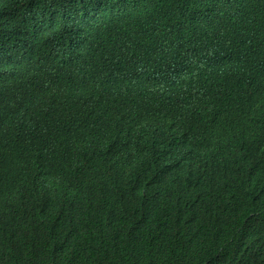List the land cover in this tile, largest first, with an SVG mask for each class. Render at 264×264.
<instances>
[{"label": "trees", "instance_id": "obj_1", "mask_svg": "<svg viewBox=\"0 0 264 264\" xmlns=\"http://www.w3.org/2000/svg\"><path fill=\"white\" fill-rule=\"evenodd\" d=\"M47 7L53 0H43ZM88 2L90 0H73ZM210 0H150L149 5L172 10L171 26L163 32L159 64L150 79L139 78L134 86L157 101L160 89L177 83H192L209 69L196 54H212L215 49L195 31ZM9 0H0L5 17ZM15 11L19 8L15 5ZM143 0L130 11L133 22L143 24ZM20 18V16H19ZM55 24L49 10L45 30ZM184 32V36L182 33ZM249 48L264 50L262 37L247 34ZM132 39L131 33L126 37ZM231 42L215 51L225 52ZM46 53L43 41L24 48L22 40L6 34L0 39V79L27 78L16 90L21 99L0 103V264H264V122L250 141H239L208 152H182L162 160L142 161L143 168L130 171L121 165L111 182L90 184L77 179V193L99 195L107 205L105 221L95 227L79 226L65 214L59 201L45 200L48 171L66 169L78 177L84 171L71 164L64 141L72 131L61 115L45 117L43 101L55 97L81 100L86 96L84 80L93 72L100 78L84 111L103 108L107 126L97 134L103 145L129 148L128 129L140 111L125 112L109 96L114 82L136 74V63L120 66L113 55L97 60L51 64L41 76L25 65L27 60ZM64 67L61 68V65ZM124 67V68H123ZM12 87H0V101ZM45 91V98L42 92ZM250 110L264 114V94L247 97ZM44 117V118H40ZM15 141H23L19 158L24 175L9 171V155ZM61 141V142H60ZM150 154H147L148 157ZM86 173V172H85ZM89 174V173H86ZM16 189L26 190L13 196Z\"/></svg>", "mask_w": 264, "mask_h": 264}, {"label": "clouds", "instance_id": "obj_2", "mask_svg": "<svg viewBox=\"0 0 264 264\" xmlns=\"http://www.w3.org/2000/svg\"><path fill=\"white\" fill-rule=\"evenodd\" d=\"M135 1L53 0L47 7L43 0H9L6 12L15 18L5 17L0 11V39L10 34L21 39L24 48H34L37 41L45 44L44 55L25 62L29 70L41 76L63 56L66 61H76L113 55L120 66L126 61L136 63L137 76L119 75L109 95L121 110L141 112L128 129V150L120 145H103L97 140L98 132L107 126L103 108L84 111L97 92V81L102 77L110 81L105 74L93 72L83 81L87 91L83 99L55 97L43 101L41 106L47 112L45 117L54 119L59 114L61 122L71 128L72 135L64 141L65 154L78 151L79 156H70L68 160L84 173L74 177L63 169L61 173L49 174L52 170L42 156L48 175L46 197H40L38 204L31 207L45 200L59 201L79 231L85 226L101 225L106 219L107 205L97 194L80 196L77 179L90 184L111 182L121 165L139 171L143 168L142 161L162 160L182 152H208L241 140L250 141L264 122V114L252 112L246 98L252 93L264 94V50L249 48L245 37L241 38L247 29V34L264 39V0H210L207 14L187 31L197 32L215 51L231 42L229 48L217 58H213L215 51L196 54L201 62L209 63L207 72L192 83L157 85L158 103L134 85L139 78L154 77L152 71L158 64L164 68L161 41L163 32L171 26L174 11L158 9L148 4L150 0H143L144 23L138 24L130 18ZM49 10L55 24L45 30L42 23L49 20ZM129 33L132 39L127 41ZM12 74L0 79V87L14 89L8 90L0 101L4 106L21 99V93L16 91L20 84L27 86L23 83L27 77L22 72L15 77ZM42 95L45 98V91ZM23 147V141H15L14 153H6L10 158L5 168L25 176L19 163ZM147 154H150L148 159ZM25 191L16 189L13 196Z\"/></svg>", "mask_w": 264, "mask_h": 264}]
</instances>
